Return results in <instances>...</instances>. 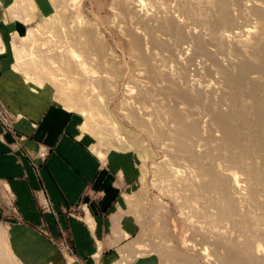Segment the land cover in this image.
<instances>
[{
	"label": "bare ground",
	"instance_id": "1",
	"mask_svg": "<svg viewBox=\"0 0 264 264\" xmlns=\"http://www.w3.org/2000/svg\"><path fill=\"white\" fill-rule=\"evenodd\" d=\"M85 1L14 0L13 18L40 22L17 32L14 68L84 117L100 158L134 149L142 166L152 161L153 185L183 209L189 254L163 224L161 247L137 238L121 262L156 253L160 264H264V0H111L141 71L119 109L159 159L109 107L119 68ZM0 264H18L2 230Z\"/></svg>",
	"mask_w": 264,
	"mask_h": 264
},
{
	"label": "crops",
	"instance_id": "2",
	"mask_svg": "<svg viewBox=\"0 0 264 264\" xmlns=\"http://www.w3.org/2000/svg\"><path fill=\"white\" fill-rule=\"evenodd\" d=\"M13 1L0 0V41L6 51L1 58L0 90L11 91L9 104L23 116L17 132L25 138H17L18 145L12 147L0 136V199L7 185L22 221L0 206V224L9 225L8 231L2 225L0 230L8 232V246L18 264H123L122 248L132 245L122 244L132 230L126 228L119 206L121 191L132 184L135 170L121 153L111 151L107 162H102L81 138L76 116L49 103L52 88L45 85L36 91L15 70L13 35L25 33L28 24L10 18ZM41 144L52 147L44 161L37 156ZM120 171L123 179L117 177ZM40 187L46 189L56 215L41 211L35 199ZM96 193L101 200H95ZM80 202L88 203L94 227L64 212ZM62 228H67L78 260L61 252L56 240ZM137 258L124 264H149V259Z\"/></svg>",
	"mask_w": 264,
	"mask_h": 264
},
{
	"label": "rangeland",
	"instance_id": "3",
	"mask_svg": "<svg viewBox=\"0 0 264 264\" xmlns=\"http://www.w3.org/2000/svg\"><path fill=\"white\" fill-rule=\"evenodd\" d=\"M83 8H84V12L87 15L88 20H93L92 11L96 12L97 19L100 20V23L98 25L99 30L104 36L107 50L110 49L109 52L111 54L110 53L109 54L111 56L114 55L113 56L115 57L114 64L119 68V73L118 75H116L117 94L109 101V107L111 108V110L113 111L115 115V118L119 122L123 123L125 127L134 131L136 134L138 133L141 137H143V139H145L146 142H149L147 144L151 145L153 152L155 151L158 154L155 157L157 159L161 158L162 153L159 152L160 150L156 147V145L152 143V141H150L149 137L145 133L142 134L137 127L135 128V126L127 122L125 115L119 109V107L122 106V104L124 103V99L126 98V94H127L126 87H128L129 85L131 86L133 85L134 81H136L139 78L138 75H140L141 71L139 70L138 65L137 64H136L137 66L135 65L136 57L134 58V53H133L134 50H133L132 44L130 45V42H131L130 38L129 40L127 39L128 36L126 35L125 32L121 30L120 24L118 23L117 18H115L116 16L110 13L111 12V0H86ZM10 14L11 13H9V16L10 18H12ZM12 19H15V18H12ZM38 20L39 19H36L35 21L29 24L27 23L28 25L26 26L25 33L21 34L20 33L21 31L19 33L24 37L29 28L36 27L40 23L38 22ZM16 34L17 33H14L13 35V41L16 40V37H15ZM130 46L132 47V49ZM184 46L186 47L187 44H184ZM4 53H6L5 49L3 50V48L2 49L0 48V74L2 71L1 58L4 55ZM185 55H188V54H185ZM14 67H15V61H14ZM17 72L18 74H20V76L23 78V81L27 85H33L34 87L37 88L36 91H39L40 84L38 85L36 82L29 80L25 76L24 72H20V71H17ZM42 85L41 87H45V85L52 87L53 95L50 96L51 97L50 102H49L50 104H56L58 107L64 109L65 113H68V115L72 114L76 116V119L79 121V131L81 132V138H83L88 143V145L90 146V149L98 156L97 152H95L92 148L93 144H97L96 139L93 137V135L85 132L81 128V125L84 122V117L80 115V113H78L77 111L68 110L64 103L55 99V97H57L56 96L57 90L55 89V87L52 86L51 83L45 82ZM10 92L11 91L8 88L3 89V91L0 90V126L2 129L0 136H1L2 141L6 142L9 146L12 145V147H15L14 145H18L15 142L16 139L18 138L19 141H22L25 137H23L17 132V123H19V121L23 118V116L15 112V110H13V108L10 106L9 100H8ZM34 126L35 128H37L38 124H34ZM40 147H41L40 150L37 151V156L38 158L42 159V161H44L49 151L52 149V147L45 145V144H41ZM122 150L111 148L108 151V153L112 151L116 153H121L123 155H127V157L129 158L130 165L134 168L135 173H136L132 184L131 185L128 184L129 185L128 188L123 187L121 191L122 196L120 199L121 203H120L119 208H121L122 211L120 209V214H121L122 219L124 220L126 228L132 230V232L129 233L127 240L122 245L125 246L131 242L132 246H126L129 249L133 247L135 239L137 238L141 239L142 237V240L145 241V243H148L149 245L152 244V247H155V248L158 246L157 248H159L161 247V244L159 243L160 242L159 231L162 226L166 225L169 231L168 233L170 237L169 239L171 240L173 236L171 241H175L176 243L175 245L177 246V248H179L180 252H183L184 254L185 253L189 254L190 252L187 250L186 246L184 247V243L186 244V242L188 241L189 230H188L186 223H184V219L182 217L183 209L172 198L162 195V193L158 191L159 189L155 185H153L154 169L152 166V161L148 160L144 167L142 166L144 165L142 157H140V153L137 150L135 151L134 149H128V150L122 149ZM108 153H107V156H108ZM98 157L100 158V156ZM105 157H106V154L105 156H101V158L103 159L100 158L101 161L104 163L107 162L106 161L107 157L106 158ZM143 167L144 169L146 168V171L148 172L146 187H144V184L141 181L142 173L144 170ZM117 177L120 179H123L121 171L117 173ZM155 187L157 189H155ZM141 190H143V192ZM129 194L130 195L136 194V198L138 197L140 201L138 199L137 202L134 203V205L131 204L133 202L130 201V205H129V199H130ZM43 197H46L48 201L50 202L49 209H46L42 206L43 204L41 202V199ZM94 198L95 200H101L102 196L99 193H96L94 195ZM35 199L42 212L51 213L53 215H56L57 211L54 209L52 200L50 196L48 195V193L46 192V189L45 190L41 189V187L38 188L35 192ZM161 201L163 203H161ZM159 204H161V206L163 204L165 208L163 206H162L163 208H161ZM138 205H141V207L137 212V208L139 207ZM0 206L3 207L2 208L3 210L5 209L8 212L15 214L17 220L22 221V217L14 204L13 196L9 192L7 185L2 187ZM64 212L66 213V215H72L74 218L84 221L89 227L91 228L94 227V223H95L93 219L94 217H93V214L90 210L88 203L80 202L76 206H74V208L66 207L64 209ZM0 225L5 227L6 231L9 230L8 224H0ZM62 229L63 230L60 231V234H59L60 240L59 241L56 240V242H58V246L60 247L61 252L63 250V247H61L59 243L63 242L64 244H66V246L69 245V248L72 250V251H67L68 253L65 252V255L75 256L74 258H77L78 260L79 256L77 255L75 247L68 235L67 228H62ZM6 231L5 233L7 234V243H8V232ZM145 239L149 242H146ZM180 241L184 243L181 245ZM153 242L155 243L154 244L155 246L153 245ZM181 248L183 250H181ZM144 257L142 256L139 258L149 259V264H160L161 255L158 256V254L152 253Z\"/></svg>",
	"mask_w": 264,
	"mask_h": 264
},
{
	"label": "built area",
	"instance_id": "4",
	"mask_svg": "<svg viewBox=\"0 0 264 264\" xmlns=\"http://www.w3.org/2000/svg\"><path fill=\"white\" fill-rule=\"evenodd\" d=\"M43 192V191H42ZM44 193V192H43ZM41 202H42V206L44 207V208H46V209H49V207H50V202L48 201V199L46 198V197H43L42 199H41ZM59 245H61V247H63V250H62V252L65 254V252L66 253H68L67 251H72L70 248H69V245H67L66 246V244H64L63 242L62 243H59Z\"/></svg>",
	"mask_w": 264,
	"mask_h": 264
}]
</instances>
